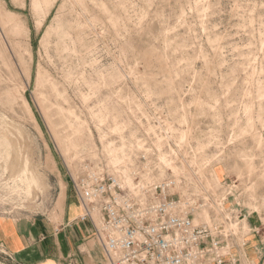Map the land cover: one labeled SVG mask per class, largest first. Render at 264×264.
Instances as JSON below:
<instances>
[{"label":"rangeland","instance_id":"374dc122","mask_svg":"<svg viewBox=\"0 0 264 264\" xmlns=\"http://www.w3.org/2000/svg\"><path fill=\"white\" fill-rule=\"evenodd\" d=\"M142 153L200 221L264 225V0H0V216L58 223Z\"/></svg>","mask_w":264,"mask_h":264},{"label":"built area","instance_id":"2783aa9c","mask_svg":"<svg viewBox=\"0 0 264 264\" xmlns=\"http://www.w3.org/2000/svg\"><path fill=\"white\" fill-rule=\"evenodd\" d=\"M131 173L104 172L82 166L72 187L82 207L80 219L91 221L103 252L102 264H241L246 245L242 221H198L206 200L184 195L183 179L153 180L152 160ZM234 225V226H232Z\"/></svg>","mask_w":264,"mask_h":264},{"label":"crops","instance_id":"0c3cea01","mask_svg":"<svg viewBox=\"0 0 264 264\" xmlns=\"http://www.w3.org/2000/svg\"><path fill=\"white\" fill-rule=\"evenodd\" d=\"M82 207L67 196L58 223L0 216V247L24 264H102L104 252L91 221L79 217ZM252 231L240 252L241 264H264V225L251 218Z\"/></svg>","mask_w":264,"mask_h":264},{"label":"bare ground","instance_id":"6f19581e","mask_svg":"<svg viewBox=\"0 0 264 264\" xmlns=\"http://www.w3.org/2000/svg\"><path fill=\"white\" fill-rule=\"evenodd\" d=\"M29 169V168H28ZM24 170V169H23ZM29 171V170H28ZM28 178H29V176H28ZM30 179V178H29ZM31 180V179H30ZM209 220L210 219V216H209V214L205 211L204 213L202 212L201 214H200V216L197 218V220L198 221H200V220Z\"/></svg>","mask_w":264,"mask_h":264}]
</instances>
